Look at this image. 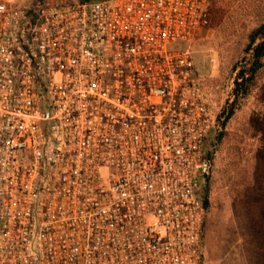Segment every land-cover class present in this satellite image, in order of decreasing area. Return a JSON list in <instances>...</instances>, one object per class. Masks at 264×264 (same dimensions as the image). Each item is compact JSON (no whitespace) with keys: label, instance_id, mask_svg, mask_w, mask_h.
<instances>
[{"label":"built area","instance_id":"built-area-1","mask_svg":"<svg viewBox=\"0 0 264 264\" xmlns=\"http://www.w3.org/2000/svg\"><path fill=\"white\" fill-rule=\"evenodd\" d=\"M209 0H0V264H203Z\"/></svg>","mask_w":264,"mask_h":264},{"label":"rangeland","instance_id":"rangeland-1","mask_svg":"<svg viewBox=\"0 0 264 264\" xmlns=\"http://www.w3.org/2000/svg\"><path fill=\"white\" fill-rule=\"evenodd\" d=\"M13 1L31 8L78 0ZM207 20L190 48L216 117L229 101L241 51L264 21V0H209ZM259 122L264 128V69L240 99L211 168L204 264H264V158L251 153L245 157L239 149L243 137L248 139L245 132L251 133Z\"/></svg>","mask_w":264,"mask_h":264},{"label":"trees","instance_id":"trees-1","mask_svg":"<svg viewBox=\"0 0 264 264\" xmlns=\"http://www.w3.org/2000/svg\"><path fill=\"white\" fill-rule=\"evenodd\" d=\"M81 2L96 1V0H78ZM264 69V21L256 26L249 35L248 43L244 46L234 67V76L232 81V88L230 92L229 101L222 107L221 111L214 119V124L210 130L204 146L205 156L212 165L220 144L223 142L226 135V127L234 114L236 113L239 102L242 97L249 93L252 85L256 84V81ZM206 93V92H205ZM207 98V94H206ZM207 102L210 106L209 100ZM248 137L247 141L241 140L239 149L244 155L251 153L254 157L264 158V128L258 123V125L250 133L249 130L245 132ZM249 139H253L254 142H248ZM245 143V144H244ZM245 155V157H247ZM250 157V156H249ZM262 160V159H261ZM210 168V172H211ZM210 173L206 175V183L202 185L201 198L206 208V217L209 214L211 208L210 194ZM204 239V233H203ZM204 264V255H203Z\"/></svg>","mask_w":264,"mask_h":264},{"label":"water","instance_id":"water-1","mask_svg":"<svg viewBox=\"0 0 264 264\" xmlns=\"http://www.w3.org/2000/svg\"><path fill=\"white\" fill-rule=\"evenodd\" d=\"M201 182H202V184H205L206 183V177H202Z\"/></svg>","mask_w":264,"mask_h":264}]
</instances>
